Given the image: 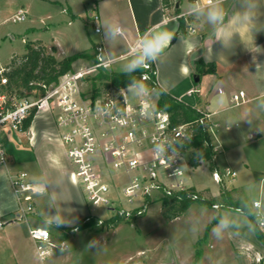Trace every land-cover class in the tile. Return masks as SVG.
<instances>
[{"label":"crops","instance_id":"0c3cea01","mask_svg":"<svg viewBox=\"0 0 264 264\" xmlns=\"http://www.w3.org/2000/svg\"><path fill=\"white\" fill-rule=\"evenodd\" d=\"M192 2L193 0H0V10L10 13L3 23L9 20L29 21L18 33L23 52L14 53L6 62L0 60V68L9 66L14 57L25 55L27 43H39L58 61L75 55H87L73 62V70H79L93 64L94 48L100 44L105 47L110 61L108 71L122 73V67L127 61L121 62L131 57L133 53H130V48L146 31L164 28L172 31L174 39L171 45L154 64L159 89L210 114L211 144L217 148L211 161H203L196 168L189 164L186 175L203 165L208 167L212 180V172L215 170L224 173L228 168L236 173L234 178H224L222 185L213 180L217 190H212L210 186L197 189L185 176L186 183L207 194L213 203L228 202L235 207L245 204L248 209L253 204L246 200L247 194L255 190L259 199L254 202H260V208L249 211L254 215L259 213L264 221V131H256L257 126L264 129V0H259L256 21L239 25L234 17L226 20L223 44L215 39L209 26L203 21L195 22L187 14L186 9ZM242 3L243 0H225L228 15L238 13ZM20 11L24 12L25 17L21 21H15V16ZM180 15L182 17L178 18ZM94 16L99 17L98 21H93ZM98 24H120L123 35L108 39L103 28L100 33L95 32ZM11 38L16 39L14 34H11ZM246 46L254 52H262H249ZM253 55L256 63H253ZM199 60L214 64V72L199 73L196 67ZM257 63L261 65L258 71ZM241 92L245 93L246 101L237 105L233 96ZM137 98L139 97L135 95L129 97L132 102ZM246 120L251 121V125ZM227 125L230 128L226 130ZM2 140L6 144L10 162L7 166H0V223H7V226L14 224L10 222L18 210V201L9 175L18 170L26 171L32 181L44 183L48 189V194L37 199L36 214L27 219L30 221L29 228L47 226L52 240L59 247L49 258L66 259L69 255L60 254H69L71 247H74L73 242L68 238L57 243L54 236L65 237L69 231L79 232L80 230L69 229H74L89 213L81 206V193L73 187L75 181L72 178V166L66 147L60 139L55 115L49 111H41L34 116L24 133H3ZM215 212L219 213L217 216L220 219L222 211ZM39 220L43 225L35 223ZM58 223L69 225L56 229L54 226ZM258 229L264 234V227ZM230 232L241 242V246L236 249L237 256L248 257L250 260V256L256 253L255 246L238 235L239 232ZM15 243L13 233L7 228H0V261ZM33 257L42 264L47 260L41 261L38 258L35 244ZM17 259L19 262L16 264H33L20 253L17 254ZM193 263L189 260L185 264Z\"/></svg>","mask_w":264,"mask_h":264},{"label":"built area","instance_id":"2783aa9c","mask_svg":"<svg viewBox=\"0 0 264 264\" xmlns=\"http://www.w3.org/2000/svg\"><path fill=\"white\" fill-rule=\"evenodd\" d=\"M24 17V12L20 11L14 20L21 21ZM98 19L94 16L93 21ZM95 32L101 30L96 28ZM134 52L133 46L130 53ZM94 56L95 61L89 67L72 70L50 84L32 80L29 88L12 82V67L0 68V166L10 162L3 133H24L25 122L32 115L49 111L55 115L60 139L74 164L73 180L83 186L92 210L105 208L111 212L107 218L95 214L88 216L84 223L94 219L95 225L101 226L112 218L139 219L155 202L210 201L207 194L186 183L188 155L194 148L184 149L192 142L196 125L210 135V114L198 110L201 116L195 122L176 123L171 113L158 109L159 84L154 64L142 69L140 79L150 87L133 102L129 99L128 88L110 87L98 90L97 94H88L84 85L93 81L101 70H108L110 62L103 45L95 46ZM245 98L243 92L233 96L237 105L245 102ZM213 152L215 156V146ZM235 176L236 173L228 168L224 173L212 172L213 180L220 185L224 178ZM9 178L18 201V210L10 223L27 220L36 214L37 199L48 194V189L44 183L32 181L23 170L10 173ZM40 184L45 186L43 192L37 188ZM211 207L244 213L242 208L228 202L213 203ZM259 208L260 202H254L253 209ZM255 219L257 226L263 228L264 221L259 213L255 214ZM4 224L7 223H0V226ZM77 230V227L73 229ZM29 236L41 261L59 248L47 227H31ZM262 260L259 256L258 264Z\"/></svg>","mask_w":264,"mask_h":264},{"label":"rangeland","instance_id":"374dc122","mask_svg":"<svg viewBox=\"0 0 264 264\" xmlns=\"http://www.w3.org/2000/svg\"><path fill=\"white\" fill-rule=\"evenodd\" d=\"M9 16V12L4 13L0 10V60L2 62L8 61L14 53L23 52L21 37L18 33L29 23V21L13 22L12 20L3 23V20ZM11 34L15 35V40L11 38ZM129 58L121 63H125ZM103 89L105 87L99 81L96 89L93 88L92 81L84 85V90L88 94ZM128 95L134 97L130 92ZM70 163L74 171V164L72 161ZM186 180L197 189L210 186L212 190H217V185L210 178L206 165L187 172ZM70 181L72 183V179ZM73 185L82 195L81 206L85 211L88 210V216L93 214L104 218L111 216V212L105 208L92 210L83 186L76 182ZM256 199H259L257 191L252 190L247 194L246 200L251 204ZM246 208L249 207L246 206ZM221 211L222 217L230 219L235 227L229 229L222 239H217L212 230L219 213H216L212 207L194 203L189 211L174 219V212L170 205L166 206L165 202L163 204L155 202L145 217L122 221L115 228L107 225H93L77 233L69 231L68 236L65 237L55 235L57 243L69 238L74 247H71L69 254H60V256L69 255L66 259L48 258L44 264H185L189 260L196 264L197 254L201 257V264H258L259 256L263 257L261 264H264V245L259 240L247 212L238 213L227 209ZM29 223V220H23L10 226L7 224L0 226L11 231L16 239L15 245L10 251L5 252L6 256L2 257L0 264H16L19 262L18 253L23 254L33 264H42L33 257L34 244L29 236ZM35 223L43 225L40 220ZM56 225L54 227L58 229ZM230 231L239 232L238 235L255 246L256 253L250 256V260L248 257L237 256L236 249L241 246V242Z\"/></svg>","mask_w":264,"mask_h":264},{"label":"trees","instance_id":"16d2710c","mask_svg":"<svg viewBox=\"0 0 264 264\" xmlns=\"http://www.w3.org/2000/svg\"><path fill=\"white\" fill-rule=\"evenodd\" d=\"M86 57L87 55H75L72 57L65 58L61 61H58L53 55L48 54L46 49L41 46L39 43H27L26 44V54L20 57H14L10 63V67H12V71L10 73V78L12 82L18 84L20 86H24L29 88V83L32 80H42L47 84L58 81V79L73 70V62L79 57ZM196 67L199 73H213L214 72V64H206L203 60H199L196 62ZM142 69L133 74L134 77L140 79V73ZM102 82L105 89H109L110 87H114L118 90L127 88V85L131 83V79L129 76L124 75L123 73L111 72L108 70H101L99 74L92 81L93 88L96 89L97 82ZM147 88L150 87L148 82ZM98 90H95L97 94ZM157 107L160 110L167 111L172 114L173 121L176 123H185V122H195L201 116L198 109L187 105L169 93L163 91L162 89H158L157 91ZM34 119V115H32L26 122L25 128H28ZM195 136L190 144L184 146V149L189 147L194 148V151L188 155L189 164L192 167H198L203 161H211L214 155L213 146L211 145V137L209 133L204 131V129L196 125L194 127ZM224 198V195H222ZM213 200L199 202V204L212 206ZM194 204L192 201H181L179 203L170 204L168 201H165V205H170L171 210L174 212V217L177 218L182 215L186 210L190 208V206ZM240 208L247 212L249 215L253 227L257 232V236L259 240L262 241L264 245V234L259 231L256 225L255 215L252 214L247 208L245 204H239ZM238 206V207H239ZM217 216L215 220H218ZM122 222L121 219L112 218L107 221L104 225L109 227H117ZM95 225V221L92 220L88 223H84V221H80L76 226L78 230L86 229ZM75 227V228H76ZM73 230V228L69 229ZM196 264H201V257L199 254L196 255Z\"/></svg>","mask_w":264,"mask_h":264},{"label":"clouds","instance_id":"9594fccd","mask_svg":"<svg viewBox=\"0 0 264 264\" xmlns=\"http://www.w3.org/2000/svg\"><path fill=\"white\" fill-rule=\"evenodd\" d=\"M225 0H193V2L186 9L187 14L191 16L195 22H204L209 26L213 36L216 40L224 43L225 37L223 30L227 27L226 20L234 17L235 22L239 25L248 24L258 19L257 11L260 8L259 0H243L241 10L238 13L229 16L227 9L224 6ZM104 30V34L108 39L118 38L123 35V28L120 24H108L107 26L98 24V30ZM219 33V35H217ZM174 39V34L168 29H160L149 32L146 31L143 36L135 43V52L127 60L122 67V73L131 79V83L127 85L128 91L137 97L143 96L147 91V84L143 79L134 77L133 74L140 69L146 68L151 64H155L157 60L168 50ZM227 47V45H225ZM257 47V46H256ZM249 52L260 53L262 51L254 52L252 49L247 48ZM257 49H261L257 47ZM253 63H256V57L253 55ZM260 64H256L257 71ZM251 125V121H245ZM230 125L226 126V130ZM256 131H264L261 127L257 126ZM159 150V149H158ZM171 165V161L167 160ZM40 192L45 190L43 184L37 185ZM69 225L65 223H58L56 226ZM235 227L232 221L228 218L221 217L213 227V235L217 239H222L226 232Z\"/></svg>","mask_w":264,"mask_h":264}]
</instances>
